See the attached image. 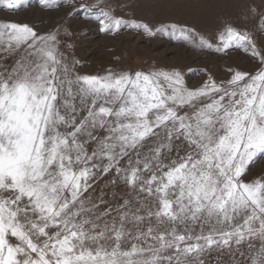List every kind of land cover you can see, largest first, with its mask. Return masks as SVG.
<instances>
[{
	"label": "snow or ice",
	"instance_id": "snow-or-ice-1",
	"mask_svg": "<svg viewBox=\"0 0 264 264\" xmlns=\"http://www.w3.org/2000/svg\"><path fill=\"white\" fill-rule=\"evenodd\" d=\"M25 3L0 0V9ZM118 7L111 0L79 5L84 19H95L106 33L167 31L118 16ZM179 34L192 41L197 35L183 27ZM218 39L217 51L250 47L259 69L190 89L175 68L73 77L55 34L0 22V48L26 51L11 72L0 73V264H203L200 256L213 246L254 239L261 246L251 264H264V179H242L264 153V51L231 25ZM199 46L213 44L199 36ZM77 99L86 112L79 118ZM157 129L167 143L141 160L139 149L160 136ZM173 140L186 142L184 155L165 163L162 150L171 151ZM89 141L97 144L91 154ZM130 153L135 164L120 168ZM104 158L103 172L115 167L130 188L150 198L136 207L125 200L111 223L87 218L92 209L81 199L100 167L94 161Z\"/></svg>",
	"mask_w": 264,
	"mask_h": 264
},
{
	"label": "rangeland",
	"instance_id": "rangeland-1",
	"mask_svg": "<svg viewBox=\"0 0 264 264\" xmlns=\"http://www.w3.org/2000/svg\"><path fill=\"white\" fill-rule=\"evenodd\" d=\"M92 2L93 0H74L69 5L64 0H58L52 6H46L41 0H26L19 9L11 12L0 9V22L28 25L38 35L55 34L58 54L63 53L61 59L72 67L73 77L76 74L104 75L109 69L134 73L138 70L147 72L153 68H175L183 74L186 86L195 89L210 79L218 85L225 84L236 71L254 74L260 67L259 60L252 56L250 47L233 46L226 50L221 47L220 51L216 48L220 45V32L226 25H231L241 32H248L257 50L264 51V20L261 19L264 16V0H111L112 3L119 4L116 15L146 23L153 31L160 27L167 29L152 36L143 29L128 27H123L116 34L106 33L95 19H84V13L79 9L80 4ZM171 25L177 26L175 34L171 32ZM181 27L194 30L197 34L195 41L181 37ZM199 36L212 43L213 47H200ZM24 56L26 51L23 47L15 52L0 48V73L11 72L17 61ZM75 103L78 118L86 115L79 99ZM157 131L160 136L150 137L145 146L139 149L141 160L150 156V149L159 143H167L163 130ZM95 134L101 135L102 130L97 129ZM82 139L88 138L85 135ZM85 147L91 154L97 144L89 141ZM185 149L186 142L173 140L171 151L167 148L162 150V158L168 163L176 158L177 153L184 155ZM136 158L135 154L130 153L119 161L118 166L127 169L129 160L135 164ZM94 162L100 167L93 169L95 175L88 181L90 187L81 197L86 202V208L92 209L90 213H86L87 218L95 219L100 215L101 221L111 223L123 211L121 206L125 200L130 201V207H136L144 205L150 199L145 193L130 188L123 179L124 173L118 175L115 167L103 172L102 167L108 164L106 158ZM242 179L245 182L264 179V153L258 154L248 165ZM128 227L131 228V225ZM190 227L193 234H200V225L193 224ZM208 230L209 226L204 225L205 235ZM249 243L252 247H249ZM260 246L258 239L245 240L240 245L233 242L230 247L213 246L200 259L203 264H251Z\"/></svg>",
	"mask_w": 264,
	"mask_h": 264
}]
</instances>
